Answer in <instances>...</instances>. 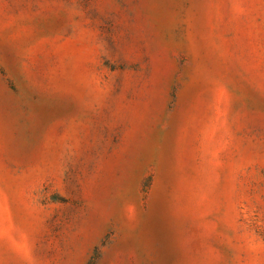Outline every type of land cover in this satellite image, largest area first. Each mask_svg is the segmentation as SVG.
Returning <instances> with one entry per match:
<instances>
[{
	"label": "rangeland",
	"instance_id": "obj_1",
	"mask_svg": "<svg viewBox=\"0 0 264 264\" xmlns=\"http://www.w3.org/2000/svg\"><path fill=\"white\" fill-rule=\"evenodd\" d=\"M0 264H264V0H0Z\"/></svg>",
	"mask_w": 264,
	"mask_h": 264
}]
</instances>
